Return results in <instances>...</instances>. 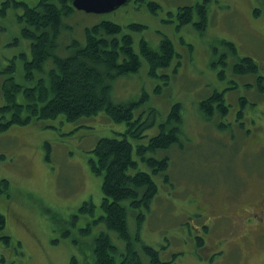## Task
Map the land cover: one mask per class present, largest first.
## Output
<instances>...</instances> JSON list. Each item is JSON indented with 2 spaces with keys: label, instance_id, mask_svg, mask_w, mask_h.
<instances>
[{
  "label": "rangeland",
  "instance_id": "374dc122",
  "mask_svg": "<svg viewBox=\"0 0 264 264\" xmlns=\"http://www.w3.org/2000/svg\"><path fill=\"white\" fill-rule=\"evenodd\" d=\"M23 1L33 6L39 0ZM155 1L162 7L156 14L136 0L106 13L76 10L65 22L69 27L64 36L68 41L82 32L84 41L87 26L108 19L132 32L138 52L141 38L157 48L167 35L182 53L179 66L173 61L169 68L158 70L160 75L169 74V80L152 76L143 57L138 72L113 83L116 102L140 99L139 111L144 115L150 114L152 107L158 109L156 123L166 118L175 101L183 106V145L175 144L156 155H168L170 163L167 176L153 175L159 191L145 212L139 230L142 242L158 249L170 264H264L260 232L264 221L254 218L257 209L253 206L264 191V133L253 125V133L239 131L232 136V131L220 130L219 116L209 119L199 108V100L215 88L236 81L238 91L245 90L246 85L235 79L242 77L231 69L237 56L225 41H234L241 56L259 62L264 74V0H212L204 30L194 24L178 27L176 16L180 6L203 0ZM256 8L258 15L254 14ZM22 11L9 9L6 15L0 14V107L5 102L1 83L10 75L7 67L12 59L16 60V79L25 81L22 60L31 58L29 40L22 36L17 17ZM133 22L146 27L129 30L127 25ZM232 94L227 100L236 101ZM250 97L261 102L263 96L252 91ZM234 112L230 110L228 116ZM259 113L251 110L246 117L260 118ZM125 126L101 111L78 122L59 116L0 131V155L5 156L0 157V212L6 217V226L0 231V264H73V257L77 264L91 263L89 244L100 228L81 233L91 215L81 213L79 207L91 199L99 209L103 192L102 177L92 171L90 159L101 137L123 131ZM156 133L157 128L150 131V135ZM134 158L140 168L152 172L135 149ZM3 179L9 180L8 187ZM201 207L209 227L199 243L202 223L192 214ZM130 219L135 232L133 214ZM111 233L114 241L123 243ZM5 235L10 239L6 241ZM144 263L150 264L147 257Z\"/></svg>",
  "mask_w": 264,
  "mask_h": 264
},
{
  "label": "trees",
  "instance_id": "16d2710c",
  "mask_svg": "<svg viewBox=\"0 0 264 264\" xmlns=\"http://www.w3.org/2000/svg\"><path fill=\"white\" fill-rule=\"evenodd\" d=\"M136 1L146 4L155 14L161 7L155 0ZM211 1L180 6L176 12L177 26L194 24L199 30H204L210 19ZM19 8H23V11L17 17L22 36L29 40L31 58L22 60L25 81L16 79L15 59L7 67L10 75L4 77L1 83L5 102L0 107V131H6L13 125H26L36 119L47 120L59 116L69 122H78L101 111L113 121L124 123L123 131H116L112 136L101 137L97 141L94 156L90 159L92 171L102 177L103 198L99 209L91 199L79 207L81 213L91 215L88 225L80 228V232L90 234L94 227L100 228L89 244V264H145V257L150 264H170V261L162 258L158 249L142 242L139 230L145 212L150 210L159 191L153 175L167 176L165 172L169 167V156L157 157V154L170 150L175 144L183 145V106L175 101L166 118L156 123L157 108L152 107L150 114L144 115L143 111H139L140 99L116 102L112 98V89L117 78L140 70L143 57L149 64L152 76H163L169 80V74L160 75L158 70L169 68L173 61L179 66L182 62L181 51L169 36L164 35L157 48L146 38H141L138 52L132 32L108 19L87 26L84 41L81 40L82 32L77 34L80 39L72 36L65 41V29L69 27L65 22L79 10L73 5V0H39L33 6L23 0H4L0 4V14L6 15L9 9ZM259 11L256 8L254 14L258 15ZM127 26L134 31L146 27L135 22ZM225 43L237 56L231 69L234 75L242 77L235 79L246 85L243 94L250 97V93L255 91L264 95V74L259 62L249 55L241 56L234 41ZM230 87L215 88L200 99L202 114L209 119L217 115L221 118L220 122H229L226 97L231 91L233 95L242 93L238 91L236 81ZM237 100L241 102L242 109L244 105L246 107V97ZM220 125V130L232 131L231 123ZM155 128L157 133L150 135ZM132 139L136 140V144ZM145 139L148 141L143 142ZM134 149L152 167V172L139 167V161L134 158ZM147 152L153 155L147 156ZM0 157L5 158L4 155ZM3 180L8 187L9 180ZM132 214L138 228L135 232L130 227ZM74 216L75 219L79 217L78 214ZM5 226L6 217L0 212V231ZM111 232H115L118 241L123 240V243L114 241ZM2 237L6 241L10 239L8 235ZM72 261L77 264L75 257Z\"/></svg>",
  "mask_w": 264,
  "mask_h": 264
},
{
  "label": "flooded vegetation",
  "instance_id": "af4514ba",
  "mask_svg": "<svg viewBox=\"0 0 264 264\" xmlns=\"http://www.w3.org/2000/svg\"><path fill=\"white\" fill-rule=\"evenodd\" d=\"M199 2H202V1H199ZM228 88H231V87L228 86L225 89H228ZM229 90L231 91L232 89H229ZM229 90L227 92H229ZM227 92H226V94H227ZM231 92L228 93V96H229V94H231ZM262 94H264V93H262ZM231 96L232 97L236 96L237 98L246 97L248 99L247 103H246V107L244 105V108L242 109V107L240 106L241 102L238 101L239 99L236 101L227 100L229 112H230V110L232 111L235 109L234 116L227 117V119H229V122H227V121L225 122L223 120L220 123L221 124L231 123L233 125L232 126V136L235 135V133L239 132V131H241L245 134L253 133L254 132V126L253 125H255V127H257L258 130H261L264 133V98H263L264 95H261V96H263V97H261L262 98L261 102L259 100H252L250 97H248L247 94L245 95V94L235 93V95L232 94ZM226 99H227V97H226ZM260 104H262L263 107L260 108ZM257 109L260 112L259 113L260 118H258V116L257 117H255V116L246 117V115L248 114L249 111L253 110V112H254ZM224 118L225 117H223V119ZM249 118L251 119L250 120L251 125H248V122H249L248 119ZM253 206L256 207V209H257V211L254 213V218L256 220L264 221V191L262 193L260 192V198H259L258 202L255 203V205H253ZM192 216L195 219H200V221L202 223L201 227H199V230L202 231V234L199 233L197 235L199 238V243H200V240L204 238L205 233L208 231V227H209L208 221L207 220L205 221V217L207 215L205 213L204 208L201 207V208H199V211L196 210L194 212V214H192ZM260 232H261L262 236H264V226H262V228L260 229ZM166 261H168V260H166ZM2 264H4V263H2Z\"/></svg>",
  "mask_w": 264,
  "mask_h": 264
},
{
  "label": "water",
  "instance_id": "95a60500",
  "mask_svg": "<svg viewBox=\"0 0 264 264\" xmlns=\"http://www.w3.org/2000/svg\"><path fill=\"white\" fill-rule=\"evenodd\" d=\"M128 2V0H73V5L79 10L92 13L111 12Z\"/></svg>",
  "mask_w": 264,
  "mask_h": 264
}]
</instances>
